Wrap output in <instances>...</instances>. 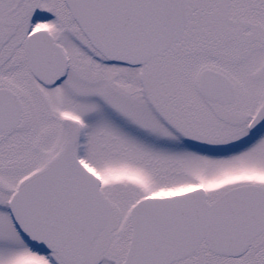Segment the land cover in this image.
<instances>
[{
    "label": "snow or ice",
    "instance_id": "1",
    "mask_svg": "<svg viewBox=\"0 0 264 264\" xmlns=\"http://www.w3.org/2000/svg\"><path fill=\"white\" fill-rule=\"evenodd\" d=\"M0 264H264V0H0Z\"/></svg>",
    "mask_w": 264,
    "mask_h": 264
}]
</instances>
